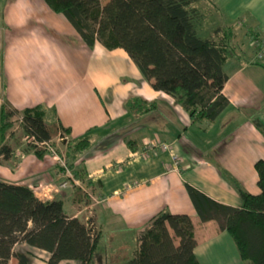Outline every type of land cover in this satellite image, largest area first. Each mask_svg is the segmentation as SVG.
I'll return each mask as SVG.
<instances>
[{
    "label": "crops",
    "instance_id": "0c3cea01",
    "mask_svg": "<svg viewBox=\"0 0 264 264\" xmlns=\"http://www.w3.org/2000/svg\"><path fill=\"white\" fill-rule=\"evenodd\" d=\"M224 73L227 80L221 94L228 105L205 126L210 144L194 147L189 142L192 149L187 152L174 147L182 162L174 168L167 153H151L152 157L144 153L146 142H164L154 141L143 128L142 123L154 117L134 115L124 105L140 98L168 117L170 112L157 102L172 105V97L153 90L122 49L107 50L98 42L88 47L43 0H0V109L4 105L20 113L43 106L46 123L69 129L66 142L87 134L90 141L89 149L68 163L82 187L50 191L63 182L62 169L23 151L11 134L5 139L11 153L7 159L0 156V180L29 187L40 201H61L64 213L79 221L88 212L94 215L101 239L107 230V239L111 233V240H120L113 248L118 251L112 252L123 256L120 264L132 256L139 234L163 210L189 219L193 253L200 264L218 263L215 244L225 245L233 264H246L217 222L200 221L186 190L190 186L233 208H239L241 201L230 178L246 192L259 193L254 163L264 159V137L254 121L264 126V64L241 61ZM174 109L184 110L178 105ZM225 124L224 137H217ZM65 145L60 144V149L66 151ZM75 187L85 195L84 202L73 201ZM120 233H131L136 239L129 254L121 246ZM34 256L31 264H48L44 252L36 250ZM94 261L105 264L102 257ZM9 264H16L15 259Z\"/></svg>",
    "mask_w": 264,
    "mask_h": 264
},
{
    "label": "trees",
    "instance_id": "16d2710c",
    "mask_svg": "<svg viewBox=\"0 0 264 264\" xmlns=\"http://www.w3.org/2000/svg\"><path fill=\"white\" fill-rule=\"evenodd\" d=\"M43 1L65 18L88 47L98 42L107 50L122 49L151 88L172 97L191 122L212 123L228 105L221 94L227 80L223 67L236 56L235 29L226 25L216 28L209 38L197 35L202 19L197 6L210 0H109L104 5L100 0ZM257 39L259 36L253 35L252 40ZM124 105L140 116L156 109L154 103L140 98H131ZM45 114L40 105L20 113L3 105L0 156L7 159L11 153L5 139L11 134L12 118L17 116L23 134L33 140L23 151L43 159L46 151L34 141L47 142L69 134V129L46 123ZM254 125L264 137L262 124L255 120ZM89 147L88 134L67 141L68 163ZM254 170L259 188L256 195L229 179L240 198L239 208L216 203L190 186L186 190L200 221L217 222L244 263L264 264V159L254 163ZM73 201H85L77 187ZM100 241L99 233L92 236L86 224L64 213L61 201H40L29 187L0 180V264H8L11 258L16 264H31L36 250L47 254L48 264H94ZM194 244L189 219L163 210L139 234L135 251L122 264H200L193 253Z\"/></svg>",
    "mask_w": 264,
    "mask_h": 264
},
{
    "label": "rangeland",
    "instance_id": "374dc122",
    "mask_svg": "<svg viewBox=\"0 0 264 264\" xmlns=\"http://www.w3.org/2000/svg\"><path fill=\"white\" fill-rule=\"evenodd\" d=\"M108 1L109 0H100L101 5H104ZM197 7L200 13H202V19L197 25V35L200 38L211 37L213 35V31L218 27L232 25L235 29L234 41L236 56L226 62L223 67L224 70L229 71V68L232 65H237L241 61L264 64L262 61H258L262 60L258 59V52L264 50V45H255L257 43L254 44V40H252L253 35H258L259 39L257 40L264 41V0H210L200 2ZM157 103L158 105H161L162 108H165L167 112L169 111L170 114L166 117L163 115L161 110H159L160 108H156L151 110L150 113L144 115L147 118L151 116L154 117V120L142 123L143 128H145V132L150 134V137L153 138L154 141H160L162 139V141L167 144L172 142L173 146L178 148L181 152L190 151L192 149V143V146L194 147L210 144L211 136L206 133L208 131L205 127L208 123L198 124L191 122V120L187 121L189 116L188 114L186 115L184 110L177 111V109H174V105L180 106L176 101H174L172 105H169V103L167 105L165 102L160 101ZM249 116L255 117L253 114H250ZM181 117L182 121L180 120ZM17 118V116L13 117L12 128L10 131L11 138L16 145H22V147H25L32 141L25 138V135L22 132L21 123H19ZM184 121H187L186 124L183 123ZM260 123L262 124V122ZM226 126L227 124L220 126L217 131V137H224V133L227 130ZM160 133H163L165 137L160 138ZM153 134H158L159 136ZM180 137H183L182 140ZM57 138L58 136L53 139L52 143L58 150H60V143ZM177 139L178 141L176 142ZM224 144L225 142L222 145ZM153 154L157 155L159 154V151H156ZM148 157H152L151 153H149ZM79 186L82 187L81 184ZM80 219L84 224H86V220L89 219L92 222V227H94V234H96L98 229L95 223L94 215H91L88 212L85 218L81 216ZM106 232L103 234L100 244L97 247L95 257H102L105 264H120L121 261H123L121 258L123 256H121V254L112 253L114 251L113 248L115 247V244L117 245L120 240H111V233L108 234L109 239H107ZM169 233L171 235L173 234L170 230ZM119 236L123 237L120 238L122 241L124 240L121 246L125 247L127 249V253L129 254L135 248V237L131 233H120ZM226 238V240L231 242L232 248L235 250L234 252H236L237 250L231 238L229 236ZM175 244H178L177 238L175 239ZM115 251L117 252L118 250ZM213 253H215L216 262H218L217 264H233L234 262V260L229 256L230 254L226 250L224 244H215L213 247ZM123 255L125 254L123 253ZM236 255L238 256L237 252Z\"/></svg>",
    "mask_w": 264,
    "mask_h": 264
},
{
    "label": "built area",
    "instance_id": "2783aa9c",
    "mask_svg": "<svg viewBox=\"0 0 264 264\" xmlns=\"http://www.w3.org/2000/svg\"><path fill=\"white\" fill-rule=\"evenodd\" d=\"M257 43V44H255ZM255 45H264V43L260 40H254ZM264 48V47H263ZM258 59H263L264 60V50L261 52H258ZM19 123H21L20 117L17 118ZM58 142L60 144L66 143L67 137L65 134H60L57 138ZM33 141V140H32ZM53 140L47 141V142H36L34 141V144L36 146L43 148L46 151V154L43 157L44 161L50 162L62 169V175L64 177L63 182L54 189H50V191H58L59 189H64L69 186H77L80 187L79 181L75 178L74 173L72 169L69 168L68 165V160L66 156V151L63 150H58L54 145H53ZM156 151L159 152H164L167 153L171 159V162L174 166V168H178L182 162L181 158L179 155L175 152L173 144H167L165 142H146L144 144V153L149 154V153H155ZM91 219V218H90ZM86 225L89 228L90 233L92 236L94 235V227H92V222L87 219L86 220ZM97 233V232H96Z\"/></svg>",
    "mask_w": 264,
    "mask_h": 264
}]
</instances>
